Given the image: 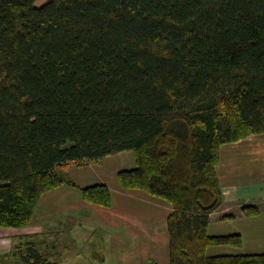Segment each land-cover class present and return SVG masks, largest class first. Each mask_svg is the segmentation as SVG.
<instances>
[{
	"label": "trees",
	"instance_id": "trees-1",
	"mask_svg": "<svg viewBox=\"0 0 264 264\" xmlns=\"http://www.w3.org/2000/svg\"><path fill=\"white\" fill-rule=\"evenodd\" d=\"M35 2L0 0V227L76 186L59 168L131 150L117 178L172 208L168 264H264L206 255L242 245L210 235L208 217L223 201L220 146L264 133V0ZM79 189L112 204L105 184Z\"/></svg>",
	"mask_w": 264,
	"mask_h": 264
},
{
	"label": "crops",
	"instance_id": "crops-1",
	"mask_svg": "<svg viewBox=\"0 0 264 264\" xmlns=\"http://www.w3.org/2000/svg\"><path fill=\"white\" fill-rule=\"evenodd\" d=\"M135 165L133 152L125 150L105 156L100 164L84 161L59 168L76 186L64 184L44 193L26 226L0 227V264H168L172 208L140 189L121 187L117 173ZM216 170L223 201L209 214L208 232L240 234L242 245L210 246L207 257L264 253V133L222 144ZM93 184L113 188L117 204L83 200L79 188ZM247 205L256 206L258 214L244 215ZM98 228L104 233L98 235Z\"/></svg>",
	"mask_w": 264,
	"mask_h": 264
},
{
	"label": "rangeland",
	"instance_id": "rangeland-1",
	"mask_svg": "<svg viewBox=\"0 0 264 264\" xmlns=\"http://www.w3.org/2000/svg\"><path fill=\"white\" fill-rule=\"evenodd\" d=\"M47 1H49V0H36L35 5H36V6H41L42 4L46 3ZM74 171H75V170L69 172V174H68L67 172H65L64 175H65V176H69V175H71ZM111 191H112L111 194H112V201H113V204H114V203L117 204V203H116V195H117V192H116L113 188H112ZM142 192H143V191H142ZM151 198H152V197H151ZM153 199H155V198H153ZM125 202H126V201H125ZM48 203L51 205L50 202H48ZM126 203H127V202H126ZM131 204H136V201H135V200H131ZM139 204H143V205H147V206H149L148 203H147V201H141V202L139 201ZM119 205H120V204H119ZM156 209H158V208H156ZM159 210H160V215H162V214H161L162 210H161V209H159ZM95 227H96V225L93 224V223L89 225V228L92 229V230H89V231L92 232L93 234L96 232V231H95ZM97 232H99L98 235L104 233V231H103L102 228H98V231H97ZM101 232H102V233H101ZM93 236H94V235H93Z\"/></svg>",
	"mask_w": 264,
	"mask_h": 264
},
{
	"label": "bare ground",
	"instance_id": "bare-ground-1",
	"mask_svg": "<svg viewBox=\"0 0 264 264\" xmlns=\"http://www.w3.org/2000/svg\"><path fill=\"white\" fill-rule=\"evenodd\" d=\"M122 152V151H121Z\"/></svg>",
	"mask_w": 264,
	"mask_h": 264
}]
</instances>
